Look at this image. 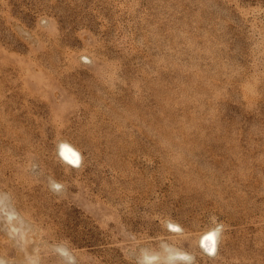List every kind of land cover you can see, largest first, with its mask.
Segmentation results:
<instances>
[{
    "label": "rangeland",
    "instance_id": "rangeland-1",
    "mask_svg": "<svg viewBox=\"0 0 264 264\" xmlns=\"http://www.w3.org/2000/svg\"><path fill=\"white\" fill-rule=\"evenodd\" d=\"M0 197L34 264H264V0H0Z\"/></svg>",
    "mask_w": 264,
    "mask_h": 264
},
{
    "label": "bare ground",
    "instance_id": "bare-ground-1",
    "mask_svg": "<svg viewBox=\"0 0 264 264\" xmlns=\"http://www.w3.org/2000/svg\"><path fill=\"white\" fill-rule=\"evenodd\" d=\"M66 151V155L64 154V150ZM76 152L78 153L71 145L67 144L66 142H60L58 146V153L60 158L63 160L65 164H68L71 167H78V165L71 164V153ZM79 154V153H78ZM80 158V157H79ZM80 163V162H79ZM3 199L0 197V212H4V216L2 215V222L0 223V228L5 230V233L9 238L12 239L14 243H17L19 245V248L21 249L20 257L25 261V264H34V260L32 258H29V246L28 245V239L25 233L23 232L24 229V223L20 220L18 215L15 213L14 210L7 207L5 204L2 203ZM2 204V205H1ZM210 232V231H208ZM206 232V233H208ZM205 234H203L200 237L199 243L200 246L208 253L213 254L215 251L216 243L212 245H206L205 244ZM174 252V251H173ZM169 253V256H172L176 254L175 252ZM170 258V257H169ZM0 264H6L2 259H0Z\"/></svg>",
    "mask_w": 264,
    "mask_h": 264
},
{
    "label": "clouds",
    "instance_id": "clouds-1",
    "mask_svg": "<svg viewBox=\"0 0 264 264\" xmlns=\"http://www.w3.org/2000/svg\"><path fill=\"white\" fill-rule=\"evenodd\" d=\"M66 151L67 150L65 149L64 150L65 155H66ZM71 157H72L71 164L78 165L80 162L79 154L76 152H72ZM50 187L53 191H57L59 190L61 186L57 184L55 181H50ZM222 231H223V225L217 224L213 229H211L210 232L206 233L205 244L212 245L216 243L220 239ZM53 251L55 255H57L60 258L61 264H75V258L72 252L70 251V249L66 245L59 244L53 249ZM171 259L173 261L177 259H183L185 264H191V261L193 258L191 256H187L186 254L176 253L172 255ZM154 260H155V257L148 256L145 254L140 264H153Z\"/></svg>",
    "mask_w": 264,
    "mask_h": 264
}]
</instances>
